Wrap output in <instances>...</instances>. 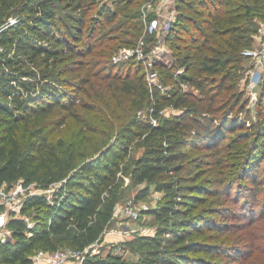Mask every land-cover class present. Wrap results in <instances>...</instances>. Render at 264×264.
<instances>
[{
	"label": "trees",
	"instance_id": "trees-1",
	"mask_svg": "<svg viewBox=\"0 0 264 264\" xmlns=\"http://www.w3.org/2000/svg\"><path fill=\"white\" fill-rule=\"evenodd\" d=\"M144 2L0 0V184L41 189L23 206L34 225L10 220L0 264L102 242L124 164L139 198L162 192L149 210L160 224L137 236L136 260L113 248L83 264H264V110L256 120L241 84L264 0H181L174 63H155L175 84L165 91L112 59L141 34Z\"/></svg>",
	"mask_w": 264,
	"mask_h": 264
},
{
	"label": "built area",
	"instance_id": "built-area-1",
	"mask_svg": "<svg viewBox=\"0 0 264 264\" xmlns=\"http://www.w3.org/2000/svg\"><path fill=\"white\" fill-rule=\"evenodd\" d=\"M181 0H145L141 8V17L144 22V34L139 39L135 48H120L113 56L114 62H120L124 58L136 56L143 66L145 65L150 73V86H165L160 82L158 71L153 68L155 63L153 60V51L155 47L159 46L160 42L166 43L168 34L172 26L178 20L180 14L179 3ZM151 12L153 14H151ZM16 20H10L14 23ZM255 47L250 50L252 57L251 64L245 70V75L242 78V86H248V93L255 94L257 86L262 83L264 85V19L261 20L258 31L254 38ZM183 68L178 69L182 72ZM259 77L260 82H258ZM160 79V80H159ZM181 86H186L182 83ZM251 91V92H250ZM156 123V120H153ZM17 183V184H16ZM15 184V185H14ZM14 184L1 183L0 184V240H9L12 235V230L9 226L11 219H23L27 226L31 228L34 225V220L30 215L23 212V206L26 198L30 194L41 191L37 188L35 183L26 185L23 179H18ZM15 187H14V186ZM50 192V189L47 190ZM19 194L22 197H19ZM2 211V209H4ZM7 208V210H6ZM122 212V210H121ZM119 205L115 209V217L120 215ZM127 216L134 218L139 217L138 211H134L132 206H127L123 209ZM125 214V213H124ZM115 252H120L116 250ZM89 254L88 248L80 250L78 248L57 249L55 251L39 250L33 255L35 264H83L85 257ZM91 255H95L90 253Z\"/></svg>",
	"mask_w": 264,
	"mask_h": 264
},
{
	"label": "rangeland",
	"instance_id": "rangeland-1",
	"mask_svg": "<svg viewBox=\"0 0 264 264\" xmlns=\"http://www.w3.org/2000/svg\"><path fill=\"white\" fill-rule=\"evenodd\" d=\"M151 14H153V13L151 12ZM263 19L264 18L258 20V27H259L261 20H263ZM10 20H14V18H12ZM142 23L144 24L143 20H142ZM257 31H258V28H257ZM140 33L141 34L136 38L135 43H133L131 45L120 46L118 49H116L114 51L113 56H115V54L117 52H120L119 51L120 48H135L139 39L144 34V26H143L142 31ZM255 36H256V33L254 34V38H255ZM253 47H255L254 44L252 45L251 48H249V51L252 50ZM155 49H156V51L151 50L153 52L152 57H153L154 63L157 62V65L164 64V65H168V66L172 67V65L174 63L173 62L174 61L173 60L174 50L169 46V44L164 43V42H160L159 46H156ZM1 51H3L2 48H0V52ZM113 56H112V59H113ZM247 61H248V64L250 65L251 61H252L251 55ZM120 62L121 63L126 62V63H124V65L120 69L121 72L123 73V75L131 73L130 75L134 76L135 74L137 75L138 72H140L142 74V76H144L146 82L149 85L150 78H151L150 73H148V69L146 68V66L145 65L143 66V64L139 60H137L136 56L124 58ZM137 68H138V71L136 73L135 70ZM153 68H156V65H154ZM177 72H178V70H177ZM158 75L161 79V80L159 79L160 82H162L165 85V86L161 87V89L163 91L168 90L169 88H171L175 85L173 82V79H170L172 77L170 75H168V73H166V71L162 70L160 73H158ZM64 77L68 79V77H70V75L69 74L64 75L62 77L63 80H64ZM256 78L258 79V82H260L259 77H256ZM242 81H243V79L241 80V84H242ZM185 85L186 86H182V87L185 89L194 90L192 88V86L189 85L188 83H185ZM247 87L248 86H242V88L244 89V98L247 101V107L250 108L254 118L257 120L258 107L259 108L262 107L264 110V86L262 83H260V85L257 86V90L255 91V94H253V95L248 93L249 91H248ZM195 92H197V91L195 90ZM170 111L171 110H165V113L169 114ZM102 127L104 129H109L108 125H102ZM75 128H77L75 126V122L70 119L69 128H66L65 130L71 132ZM244 128L245 127H243V129H239V130L244 132L246 130ZM263 132L260 133V136H259L260 139L264 137ZM100 136H102V135L96 134L95 136H93V138H98ZM253 136H254V134H252V136L250 137L251 142H252ZM262 150L263 149H261V151H260V148H259V152H262ZM139 152H140V149H138L134 155L137 156L139 154ZM262 165L264 168V162L262 163ZM124 166L126 169H125V173H124V180H123V183H122L121 188H120L121 197H120V202L118 204L120 212H121V210H122V212L120 213L119 216L115 217V219L112 222L109 230L104 235L103 241L99 242L95 245L89 246L88 252L93 253L95 255L96 254L105 255L109 251H112V249L114 248V251L120 250V252L127 259L136 260L139 257V252H140V246L137 245V243L135 241L137 236L143 235V234L154 233L156 231L158 225L160 224L159 221L157 220V218L152 213H150L149 210L157 205V202L159 201V199L162 196V192L156 191V189L152 188L150 190V192L145 197L139 198L137 196V194L141 190V188H143L144 183H137L136 180L131 175L128 165L124 164ZM212 172H214V171H212ZM263 174H264V172H263ZM14 183L15 182H13L12 184H14ZM263 183H264V181H263ZM54 188H55V186H54ZM51 192L52 191L50 190V193L48 194L50 200H52L51 199ZM244 196L246 197V195H244ZM19 197H22V195L19 194ZM127 206H132L134 211H138L139 217L134 218L131 216H127L126 215L127 213L123 212V209H125ZM4 210H5V208L2 209V211H4ZM6 210H7V208H6ZM238 210H239V212H241L240 211L241 209H238ZM260 226L262 227V229H264V220L262 221V224H260ZM125 244L128 246V249L126 248ZM69 248H75L73 246V244H71L70 240H65L64 243H62L59 246V250L60 249H69ZM39 250H44V249H39ZM39 250L36 251L35 254L37 252H39ZM44 251L49 252V250H44ZM222 258L223 257H221V256L217 257V259H220L222 261V263L229 264L227 259H222ZM233 264H235V263H233Z\"/></svg>",
	"mask_w": 264,
	"mask_h": 264
}]
</instances>
